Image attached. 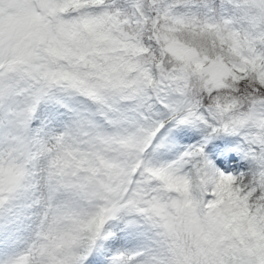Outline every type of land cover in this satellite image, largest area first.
<instances>
[{"label": "snow or ice", "instance_id": "snow-or-ice-1", "mask_svg": "<svg viewBox=\"0 0 264 264\" xmlns=\"http://www.w3.org/2000/svg\"><path fill=\"white\" fill-rule=\"evenodd\" d=\"M0 264H264V0H0Z\"/></svg>", "mask_w": 264, "mask_h": 264}]
</instances>
